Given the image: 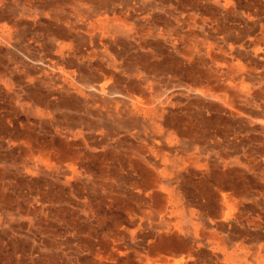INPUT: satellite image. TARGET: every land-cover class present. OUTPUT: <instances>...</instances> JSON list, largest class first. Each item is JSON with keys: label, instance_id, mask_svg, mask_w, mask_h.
Segmentation results:
<instances>
[{"label": "rangeland", "instance_id": "rangeland-1", "mask_svg": "<svg viewBox=\"0 0 264 264\" xmlns=\"http://www.w3.org/2000/svg\"><path fill=\"white\" fill-rule=\"evenodd\" d=\"M264 264V0H0V264Z\"/></svg>", "mask_w": 264, "mask_h": 264}, {"label": "crops", "instance_id": "crops-1", "mask_svg": "<svg viewBox=\"0 0 264 264\" xmlns=\"http://www.w3.org/2000/svg\"><path fill=\"white\" fill-rule=\"evenodd\" d=\"M175 264H180V262H178V263H175Z\"/></svg>", "mask_w": 264, "mask_h": 264}]
</instances>
